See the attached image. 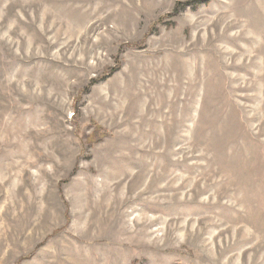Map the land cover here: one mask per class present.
<instances>
[{"label": "rangeland", "instance_id": "1", "mask_svg": "<svg viewBox=\"0 0 264 264\" xmlns=\"http://www.w3.org/2000/svg\"><path fill=\"white\" fill-rule=\"evenodd\" d=\"M0 264H264V0H0Z\"/></svg>", "mask_w": 264, "mask_h": 264}, {"label": "trees", "instance_id": "2", "mask_svg": "<svg viewBox=\"0 0 264 264\" xmlns=\"http://www.w3.org/2000/svg\"><path fill=\"white\" fill-rule=\"evenodd\" d=\"M211 1L212 0H202V3H204L205 5H208ZM194 3H197V2H191V1H189V2H187L185 4H183V5H181V4L180 5L183 6V7H185V6H191L192 5L193 9H197L198 6H197V4H194ZM199 3H201V2H199Z\"/></svg>", "mask_w": 264, "mask_h": 264}]
</instances>
